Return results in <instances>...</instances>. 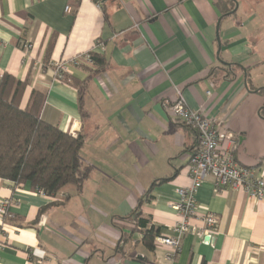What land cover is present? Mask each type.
<instances>
[{
    "label": "crops",
    "instance_id": "obj_1",
    "mask_svg": "<svg viewBox=\"0 0 264 264\" xmlns=\"http://www.w3.org/2000/svg\"><path fill=\"white\" fill-rule=\"evenodd\" d=\"M263 27L264 0H0V75L28 82L22 108L33 90L44 93L41 118L84 135L79 157L92 169L80 191L66 186L55 197L0 179L11 215L0 218V264H170L140 233L124 243L113 222L146 194L140 211L162 234L179 221L168 204L190 183L186 155L197 134L166 113L177 91L223 126V147L236 141L239 164L264 165ZM90 52L104 60L98 72L69 67L54 79V62ZM230 64L243 69L232 74ZM67 76L87 82L84 114ZM196 202L215 231L186 235L171 264H264V200L208 177Z\"/></svg>",
    "mask_w": 264,
    "mask_h": 264
},
{
    "label": "trees",
    "instance_id": "obj_2",
    "mask_svg": "<svg viewBox=\"0 0 264 264\" xmlns=\"http://www.w3.org/2000/svg\"><path fill=\"white\" fill-rule=\"evenodd\" d=\"M90 59L91 68H94L95 73L98 72L104 65L101 55L91 52ZM237 67L243 69L230 64L227 72L233 74ZM214 74L209 72L211 77ZM66 79L77 90L79 111L84 114L83 98L87 82H79L69 76ZM246 81L248 83V79ZM27 86L26 80H17L7 73L0 75V179L13 185L28 183L32 190L41 191L47 197H55L66 186H73L80 191L92 171L79 157L84 135L65 133L44 121L40 115L45 95L39 90L30 93L26 106L22 108ZM258 92L264 94V89ZM147 201L148 194L139 200V206L130 216L116 219L113 225L123 234L124 243L132 234L140 233L144 246L152 250L153 239L161 235L162 230L151 224L150 219L140 211V204ZM125 231L128 237L123 233Z\"/></svg>",
    "mask_w": 264,
    "mask_h": 264
},
{
    "label": "built area",
    "instance_id": "obj_3",
    "mask_svg": "<svg viewBox=\"0 0 264 264\" xmlns=\"http://www.w3.org/2000/svg\"><path fill=\"white\" fill-rule=\"evenodd\" d=\"M65 12L70 13L71 8L66 7ZM94 50L102 52L103 46L97 42ZM90 53L77 55L67 62H54V79L63 81L69 67H92ZM166 113L172 120L193 129L197 134L196 148L186 155L185 169L190 183L188 186L179 187L176 190L177 201L168 204L179 216V221L171 228L170 234H161L153 239V247L164 250V260L171 264L175 261L181 241L186 235L195 234L209 238L215 231L217 220L208 213H200L196 202V193L205 180L210 177L214 187L218 189L240 190L248 198L261 202L264 200V165L245 167L239 164L235 159L236 141L229 138L223 147V126L200 111L190 109L180 91H177L175 100L166 106ZM36 192L43 195L41 191ZM9 205L8 200L0 202V218L3 222L11 218L8 213ZM193 222L202 224V227L194 226ZM3 233V227H0V248L4 246L1 240Z\"/></svg>",
    "mask_w": 264,
    "mask_h": 264
},
{
    "label": "water",
    "instance_id": "obj_4",
    "mask_svg": "<svg viewBox=\"0 0 264 264\" xmlns=\"http://www.w3.org/2000/svg\"><path fill=\"white\" fill-rule=\"evenodd\" d=\"M218 28H219V21H218L217 27H216V35H217V41H218V48H220L219 37H218Z\"/></svg>",
    "mask_w": 264,
    "mask_h": 264
},
{
    "label": "rangeland",
    "instance_id": "obj_5",
    "mask_svg": "<svg viewBox=\"0 0 264 264\" xmlns=\"http://www.w3.org/2000/svg\"><path fill=\"white\" fill-rule=\"evenodd\" d=\"M261 33L264 35V27L262 28ZM263 44H264V38H263Z\"/></svg>",
    "mask_w": 264,
    "mask_h": 264
}]
</instances>
